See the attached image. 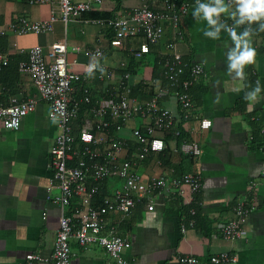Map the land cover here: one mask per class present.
<instances>
[{
	"label": "crops",
	"instance_id": "0c3cea01",
	"mask_svg": "<svg viewBox=\"0 0 264 264\" xmlns=\"http://www.w3.org/2000/svg\"><path fill=\"white\" fill-rule=\"evenodd\" d=\"M34 1L0 0V27L7 32V47L0 53L7 55L8 62L12 57L19 59L18 63L26 61L29 48H45L64 40L69 48L68 68L74 73H84L85 66L95 61L82 53L71 52L73 46L108 48V56L99 65L116 69L117 73L127 67L129 71L136 62L130 57L129 49L138 48L143 39L129 40L120 49L109 47L111 31L102 25L72 21L64 33L63 24L57 21L48 34H12L8 30L11 21L19 17L34 22L45 20L52 7L56 8L57 0L43 4ZM145 2L152 6L150 0H104L97 12L110 16L112 13L122 14ZM193 6L182 20V36L175 42L183 61L203 63L207 71V76L191 89L197 113L212 122L202 137V155L197 163L203 187L191 206L195 209L194 216H189L188 207L174 199L159 200L153 211H147L143 204L135 206L119 225V234L130 242L123 257L128 264H178L179 256L190 255L197 257L201 264H209V257L228 252L236 256V264H264V179L260 175L264 169V133L261 132L264 129V99L247 101L245 112L234 111L245 89L239 87L238 79L225 72L223 41L230 38L224 34L219 41L204 37L205 22L194 20L191 15ZM83 19L93 20L89 17ZM260 33L264 34L256 32L252 39L257 55L255 63L246 68L249 86H254L257 80L264 85V39ZM172 38L171 31L167 30L164 38L143 55V64L131 73L141 72L143 67L152 65L153 58L166 51L165 45ZM10 67L15 68L11 62ZM17 71V75H0V104L8 105L10 98H34L38 104L21 120L19 129L0 127V264H53L60 209L51 199L60 191L57 182L51 179L48 163L57 129L56 124L48 119V106L40 101L35 85L27 75ZM143 72L145 76H155L158 71L155 72L154 68L146 71L145 68ZM4 84H9V89H4ZM83 84L91 88L94 99L102 96L106 88L105 83L96 80V74L89 75ZM80 86V83L74 84V99L80 97ZM166 105L177 111L173 99ZM85 116L84 111L80 112L72 122L75 137L83 127ZM253 138L258 139L256 144H252ZM186 162L188 159L184 160L182 167L188 172L193 166L189 167ZM49 182L53 186L48 190ZM251 182L257 184L255 191L249 189ZM120 185V182L108 181L102 191L108 194L112 187ZM242 198L253 206L243 234L239 239L225 240L220 235V228L232 217L236 202ZM77 204L78 200L72 199L70 208ZM117 218L118 215L112 216V220ZM189 220L193 221V226L188 224ZM182 226L185 228L183 232ZM70 247L73 253L71 264H115L97 246L81 248L71 240ZM29 254L37 258L28 261L26 256Z\"/></svg>",
	"mask_w": 264,
	"mask_h": 264
},
{
	"label": "built area",
	"instance_id": "2783aa9c",
	"mask_svg": "<svg viewBox=\"0 0 264 264\" xmlns=\"http://www.w3.org/2000/svg\"><path fill=\"white\" fill-rule=\"evenodd\" d=\"M49 0H35L36 4ZM104 0H57L56 8L50 10L48 19L28 21L19 17L8 25L15 35L48 34L55 22L60 21L64 33L68 23L79 21L102 25L113 33L108 46L123 48L127 41L141 37L143 42L136 49H129L130 57L140 61L157 45L167 30L172 41L165 45V52L157 55L158 78L141 72L132 74L127 68L120 73L116 69H93L99 83H105L102 96L93 98L91 88L85 83L89 77V65L99 64L110 50L102 46L71 52L82 53L95 62L85 66L84 73L69 70L66 41L53 42L44 47L28 49L26 61L18 65L20 73L27 75L35 85L39 99L48 106L47 117L56 124L57 133L49 151L48 168L56 181L59 194L51 201L59 207L58 229L52 252L53 264H71L73 253L70 241L81 248L97 246L115 261L128 264L123 253L130 242L119 234V225L129 216L135 206L143 204L153 211L159 200L175 198L195 215L196 195L203 187V177L197 169L202 155V137L211 128L212 122L197 113L191 89L207 76L203 63L183 61L177 51L175 39L181 38L180 26L195 0H150L133 11L112 13L108 19L84 20L82 14L99 11ZM50 3H52L50 1ZM0 27V37L6 35ZM8 65L7 55L0 53V72ZM151 71L154 68L150 65ZM119 71V70H118ZM163 81L164 83H161ZM80 83V97L74 99V84ZM83 84V85H82ZM145 92V98L133 96V89ZM149 91H152L149 95ZM173 99L177 111L166 105ZM38 100L10 98L8 105L0 104V127L6 130L19 129L21 120L32 113ZM85 112L84 123L78 136L73 134L72 122L80 112ZM264 133V129L261 131ZM264 150V143H262ZM170 150L193 160V169L181 175L172 169L161 171L164 163L156 160L152 174L143 173L145 161L156 154ZM264 179V169L260 173ZM108 181L120 182L100 201L96 196ZM49 182L48 190L52 187ZM257 184L251 182L249 189L255 191ZM78 204L72 209L71 200ZM68 210L66 211V209ZM253 206L245 198L239 199L232 217L220 228L225 240L241 238ZM118 215L117 220H112ZM193 226V221L188 223ZM185 230L184 226L181 231ZM29 254L26 260L36 259ZM209 264H236L237 258L228 252L209 257ZM178 264H201L195 256H179Z\"/></svg>",
	"mask_w": 264,
	"mask_h": 264
},
{
	"label": "clouds",
	"instance_id": "9594fccd",
	"mask_svg": "<svg viewBox=\"0 0 264 264\" xmlns=\"http://www.w3.org/2000/svg\"><path fill=\"white\" fill-rule=\"evenodd\" d=\"M191 15L195 21L205 22L204 37L219 41L224 34L230 38L223 41L225 72L238 79L240 88L246 89L243 99L249 102L264 99V85L257 80L254 86H249L246 72L256 61L253 36L256 32H264V0H195ZM94 68L104 71L99 64H90L89 74Z\"/></svg>",
	"mask_w": 264,
	"mask_h": 264
},
{
	"label": "trees",
	"instance_id": "16d2710c",
	"mask_svg": "<svg viewBox=\"0 0 264 264\" xmlns=\"http://www.w3.org/2000/svg\"><path fill=\"white\" fill-rule=\"evenodd\" d=\"M117 1H120V0H117ZM86 17L93 18V19H108L110 17V14L109 13L102 14V13L97 12V11H92V12L84 13L81 16L82 19L86 18ZM255 35H256V33H255ZM259 35H261L262 39H264V34L260 33ZM112 38H113V33L111 32L109 40H111ZM6 47H7L6 35L1 36L0 37V51L3 52L6 49ZM157 61H158V58L156 56L155 58H153V61H152V64L154 65L153 67L155 69V72L157 70ZM10 62H11V64L13 63L15 68L10 67ZM18 62H19V59H15L14 57H12L11 61L9 60L8 65L2 69V71L0 72V75H3V74H7V75L8 74H11V75L16 74L17 75V72H18L17 69H18V64H19ZM143 62H144V59H141L138 62L136 61V62L132 63V66L130 67L129 71L130 72L134 71L135 70L134 68H136L140 64H143ZM156 73H155V76L156 75L158 76V72H156ZM253 79H254V77H253ZM3 88L9 89V84H7V85L4 84ZM151 93H152V91H149L148 94L151 95ZM132 95L133 96H141V98H145L146 96H148L145 94V92L137 91L136 88L133 89ZM246 103H247V101L243 99V96L240 97V99L236 103V108L234 111L245 112ZM257 141H258L257 138H253L252 144H256ZM187 159H188V162H186V164L189 167H192L193 166V160L192 159H190L189 157L182 156L180 154H174L170 150L167 149L166 151L163 152V154H156V155L151 156L149 159H147L145 161V164L143 165V168H144L143 173H145V174L149 173L152 170V167L154 166V162L156 160H161L164 163V167L161 168V171H166L168 169H172L174 171V174L181 175L183 173H187V170L185 171L184 168L182 167L184 165L183 164L184 160L187 161ZM190 171H191V169L188 172H190ZM103 195H104V192L101 191L100 195L95 197L96 200L100 201V199ZM170 199H174V201H178V199H175V198H170ZM139 205H141V204H139Z\"/></svg>",
	"mask_w": 264,
	"mask_h": 264
},
{
	"label": "rangeland",
	"instance_id": "374dc122",
	"mask_svg": "<svg viewBox=\"0 0 264 264\" xmlns=\"http://www.w3.org/2000/svg\"><path fill=\"white\" fill-rule=\"evenodd\" d=\"M144 68V67H143ZM145 68H146V71L150 68V66H145Z\"/></svg>",
	"mask_w": 264,
	"mask_h": 264
}]
</instances>
